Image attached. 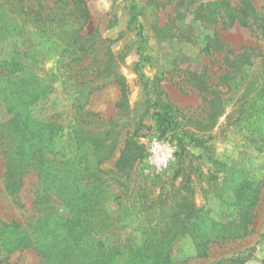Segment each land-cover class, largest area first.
Masks as SVG:
<instances>
[{
	"label": "rangeland",
	"instance_id": "rangeland-1",
	"mask_svg": "<svg viewBox=\"0 0 264 264\" xmlns=\"http://www.w3.org/2000/svg\"><path fill=\"white\" fill-rule=\"evenodd\" d=\"M21 1L31 21L23 72L43 80L32 88L44 99L30 108L57 124L56 151L104 171L109 242L167 251L173 264H264V0H252L263 20L249 27L211 19L217 0ZM154 137L176 151L160 171L147 160ZM37 183L31 171L19 193L28 209ZM6 185L0 145V215L19 219ZM242 214L246 236L209 238L208 256H197L195 235L229 234ZM0 264L41 258L1 252Z\"/></svg>",
	"mask_w": 264,
	"mask_h": 264
},
{
	"label": "trees",
	"instance_id": "trees-1",
	"mask_svg": "<svg viewBox=\"0 0 264 264\" xmlns=\"http://www.w3.org/2000/svg\"><path fill=\"white\" fill-rule=\"evenodd\" d=\"M238 1L233 6L231 0H217L210 7V18L221 14L224 23L246 27L263 20L252 0ZM29 12L21 0H0V40L15 38L11 53L0 51L1 74L8 79L3 98L8 107L0 117V145L6 189L24 210L19 219L5 220L0 215V253L6 258L17 250L33 249L41 264H173L167 251L156 249L150 255L140 247L109 242L113 222L105 208L110 191L101 177L104 171L87 160L86 154L72 151L64 156L62 151H56L57 124L32 113L30 107L44 95L32 88V84L43 87L39 75L23 72L30 66L25 61L28 52L21 48L30 40ZM260 28L264 38V22ZM7 86L12 89L7 91ZM31 171L37 174L38 183L32 209H28L19 200V193ZM244 215L229 234L221 229L213 235H195L197 256H208L202 243L209 242V238L216 241L225 236H246L248 219Z\"/></svg>",
	"mask_w": 264,
	"mask_h": 264
},
{
	"label": "built area",
	"instance_id": "built-area-1",
	"mask_svg": "<svg viewBox=\"0 0 264 264\" xmlns=\"http://www.w3.org/2000/svg\"><path fill=\"white\" fill-rule=\"evenodd\" d=\"M175 152V148L169 142L164 143L154 137L148 144V163L158 171L163 170L174 159Z\"/></svg>",
	"mask_w": 264,
	"mask_h": 264
}]
</instances>
